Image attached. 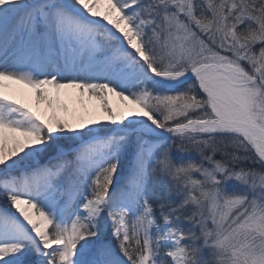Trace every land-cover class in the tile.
Segmentation results:
<instances>
[{
	"label": "snow or ice",
	"instance_id": "6c2138e0",
	"mask_svg": "<svg viewBox=\"0 0 264 264\" xmlns=\"http://www.w3.org/2000/svg\"><path fill=\"white\" fill-rule=\"evenodd\" d=\"M0 264H264V0H0Z\"/></svg>",
	"mask_w": 264,
	"mask_h": 264
}]
</instances>
